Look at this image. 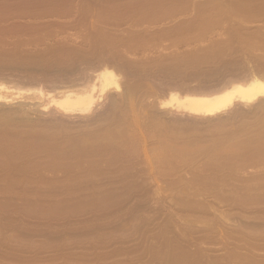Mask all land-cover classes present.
Instances as JSON below:
<instances>
[{
  "label": "bare ground",
  "instance_id": "6f19581e",
  "mask_svg": "<svg viewBox=\"0 0 264 264\" xmlns=\"http://www.w3.org/2000/svg\"><path fill=\"white\" fill-rule=\"evenodd\" d=\"M261 84L264 0H0V190L237 196L201 250L264 264Z\"/></svg>",
  "mask_w": 264,
  "mask_h": 264
},
{
  "label": "rangeland",
  "instance_id": "374dc122",
  "mask_svg": "<svg viewBox=\"0 0 264 264\" xmlns=\"http://www.w3.org/2000/svg\"><path fill=\"white\" fill-rule=\"evenodd\" d=\"M157 194L0 190V264H212L201 249L218 246V228L213 227L219 223L218 211L239 212V197L174 191ZM228 220L235 224L239 218Z\"/></svg>",
  "mask_w": 264,
  "mask_h": 264
},
{
  "label": "snow or ice",
  "instance_id": "6c2138e0",
  "mask_svg": "<svg viewBox=\"0 0 264 264\" xmlns=\"http://www.w3.org/2000/svg\"><path fill=\"white\" fill-rule=\"evenodd\" d=\"M106 75L110 76L113 79L114 82L117 79V77H115L112 72H106ZM260 89L261 90H260V92L258 94L261 95V96H264V84L260 85ZM248 99H255V96L252 95V96L248 97ZM165 106H167V105H165Z\"/></svg>",
  "mask_w": 264,
  "mask_h": 264
}]
</instances>
